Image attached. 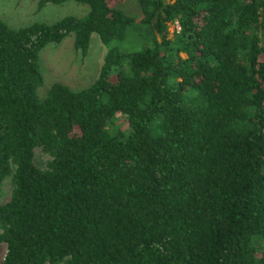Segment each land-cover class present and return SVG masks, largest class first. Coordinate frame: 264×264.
I'll return each instance as SVG.
<instances>
[{"label":"trees","instance_id":"obj_1","mask_svg":"<svg viewBox=\"0 0 264 264\" xmlns=\"http://www.w3.org/2000/svg\"><path fill=\"white\" fill-rule=\"evenodd\" d=\"M36 1L89 11L0 19V264H264V0ZM130 31L90 86L39 96L46 45Z\"/></svg>","mask_w":264,"mask_h":264},{"label":"rangeland","instance_id":"obj_2","mask_svg":"<svg viewBox=\"0 0 264 264\" xmlns=\"http://www.w3.org/2000/svg\"><path fill=\"white\" fill-rule=\"evenodd\" d=\"M114 6H119L127 13L140 16L141 10L137 0H114ZM36 0H0V19L9 26L19 28L36 21L54 22L67 15L84 16L89 7L75 1L63 4L48 3L41 10L37 8ZM178 28V26H177ZM175 26L170 25L168 36L174 33ZM144 45L143 39L135 32H128L124 40L112 41L105 44L100 35L93 33L88 53L83 55L74 48V36H68L61 43H49L40 52V66L44 77L43 84L38 88V94L43 97L47 94L51 85L60 81L68 84L74 90H81L90 86L98 77L104 57L111 46H116L122 51L134 50ZM110 46V47H109ZM123 124V121H119ZM36 161L45 166L48 155L36 149ZM11 196V184L7 179L2 185L0 203H5ZM6 245L0 244V263L4 259Z\"/></svg>","mask_w":264,"mask_h":264}]
</instances>
